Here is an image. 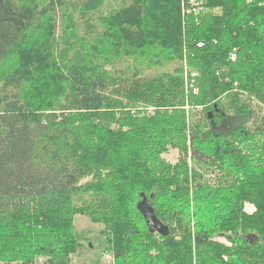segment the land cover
I'll return each mask as SVG.
<instances>
[{
    "label": "trees",
    "instance_id": "16d2710c",
    "mask_svg": "<svg viewBox=\"0 0 264 264\" xmlns=\"http://www.w3.org/2000/svg\"><path fill=\"white\" fill-rule=\"evenodd\" d=\"M71 1L0 0V264H264V0Z\"/></svg>",
    "mask_w": 264,
    "mask_h": 264
},
{
    "label": "rangeland",
    "instance_id": "374dc122",
    "mask_svg": "<svg viewBox=\"0 0 264 264\" xmlns=\"http://www.w3.org/2000/svg\"><path fill=\"white\" fill-rule=\"evenodd\" d=\"M72 2L71 0H67ZM132 0H106L102 6H100L99 9H96L88 14H86L84 17L80 14L78 10L75 9H69L68 13L71 15V23H72V30L76 32L78 35H85L88 39L92 40L93 38L101 35V33L104 31V28L98 23L97 18L100 16H106L111 10L113 9H120L122 7H127L131 4ZM60 13V12H59ZM61 19L58 15L57 17V34L61 32ZM186 62L181 61L170 63L169 65H164L162 67L174 70L175 68H178L179 65L182 66V75L184 76V79L186 80L185 83H187L188 86V94L190 95H198V86L197 82L193 80L192 77H195L197 79L198 72L194 69L189 68L188 65L185 66ZM162 70V69H161ZM194 75V76H192ZM177 157V152L174 150H170L168 154L164 155V158L166 161H169L171 163H174ZM204 181L208 182V184H214L213 178L210 174H206ZM247 213L252 214L254 212V208L249 211V205H247ZM74 226L75 230L77 232H82L84 234L85 238H87L90 242V245L92 246L91 252H87V250H84L83 253L80 256H72L71 257V264H90L93 261H97L98 264H113V260H106L104 257V254L100 255V249L98 248V232L100 231V228L102 227L99 224H94L90 222V220L83 216H76L74 218ZM215 241L221 242L223 244H226V240L224 238H214ZM84 245H87V242H84ZM41 261L37 262V264H41Z\"/></svg>",
    "mask_w": 264,
    "mask_h": 264
},
{
    "label": "water",
    "instance_id": "95a60500",
    "mask_svg": "<svg viewBox=\"0 0 264 264\" xmlns=\"http://www.w3.org/2000/svg\"><path fill=\"white\" fill-rule=\"evenodd\" d=\"M211 117V114L209 115ZM139 211L148 227L150 234L158 233L160 235H167L168 229L164 226L155 216L152 208L145 202H141L139 205Z\"/></svg>",
    "mask_w": 264,
    "mask_h": 264
},
{
    "label": "built area",
    "instance_id": "2783aa9c",
    "mask_svg": "<svg viewBox=\"0 0 264 264\" xmlns=\"http://www.w3.org/2000/svg\"><path fill=\"white\" fill-rule=\"evenodd\" d=\"M190 3H192V6H198L197 8L200 9V3H199V2H197V1H195V0H190ZM197 8H196V9H197ZM192 10H193V8H192ZM187 12H189V11H187ZM229 58H230L232 61H235L236 56H235L234 53H231V54L229 55ZM185 66H186V63H185ZM192 76H194V75H192ZM192 78H194V77H192ZM104 257H105L106 260H110V258H111V260H112V257H111V255H109V254H105Z\"/></svg>",
    "mask_w": 264,
    "mask_h": 264
}]
</instances>
